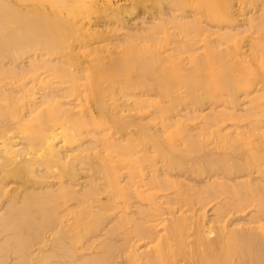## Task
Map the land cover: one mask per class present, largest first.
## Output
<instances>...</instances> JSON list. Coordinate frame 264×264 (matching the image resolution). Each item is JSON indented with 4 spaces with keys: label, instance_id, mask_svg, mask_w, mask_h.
<instances>
[{
    "label": "bare ground",
    "instance_id": "bare-ground-1",
    "mask_svg": "<svg viewBox=\"0 0 264 264\" xmlns=\"http://www.w3.org/2000/svg\"><path fill=\"white\" fill-rule=\"evenodd\" d=\"M125 4L0 0V264H264V233L211 226L233 211L257 209L245 225L264 217V137L239 124L224 134L252 119L264 130V0ZM139 5L160 18L128 34ZM187 163L200 178L238 169L249 180L158 202L152 193L182 190L171 173ZM134 199L149 209L130 212ZM182 201L199 209L172 221L166 206Z\"/></svg>",
    "mask_w": 264,
    "mask_h": 264
},
{
    "label": "rangeland",
    "instance_id": "rangeland-1",
    "mask_svg": "<svg viewBox=\"0 0 264 264\" xmlns=\"http://www.w3.org/2000/svg\"><path fill=\"white\" fill-rule=\"evenodd\" d=\"M115 1V4H117V5H126L125 3H127V5H130V3L133 1V0H114ZM129 3V4H128ZM140 6L141 5H139V7H138V11L137 10H135L136 12H133L132 14H130V15H124L125 16V23H126V27L124 28L125 30V32H127L128 34H132V32H135L136 30H142L144 27H143V24H146V26H149L151 23H152V21H153V18H160L159 17V15L155 12V11H144V8H143V6H142V9L140 8ZM139 8H140V10H139ZM261 9L262 8H260V7H258V9L257 10H259V12L261 11ZM154 12V13H153ZM153 14H156L155 16H153ZM165 14H167L168 15V17H170V11H169V9H167L166 11H165ZM127 16V17H126ZM189 18V20L191 19V17H190V15H187ZM256 16H257V18H258V16H259V14H256ZM255 16V17H256ZM206 17V18H205ZM204 17V19H205V21L207 22V23H209L210 25H212V28H213V31H215L216 29H218L219 27H223V25H219L218 26V24L219 23H215V24H212L213 22H210V18L208 17V16H205ZM207 17H208V20H207ZM102 22V25H101V29H103V30H105L106 28L104 27V25H103V22H105V21H101ZM217 24V25H216ZM216 28V29H215ZM170 33H172L173 35H174V37L171 39L172 41H175V42H177V43H181V42H188V40L189 39H184V37H182V36H178V35H176V33L177 32H175L174 30H171V32ZM260 36H256V37H254V38H259ZM194 39V38H193ZM193 39H192V41H193ZM190 41V40H189ZM190 43V42H189ZM136 44H139V42H137ZM173 47H178L179 45L178 44H175V45H172ZM201 45H199V46H197V47H200ZM223 50V49H222ZM225 50H227V49H225ZM194 53V52H193ZM203 55V52H199V53H196V55L197 56H199V55ZM188 54H186V55H183L182 57L184 58V59H188ZM187 62V61H186ZM185 62V63H186ZM25 63H27V61L25 62ZM189 67V66H188ZM261 88H264V86H262ZM135 94H137L139 97H140V100H143V99H145V98H147V97H145V96H143V91H140V90H138V91H136V92H134ZM179 93H182V91H180ZM222 100V99H221ZM223 100H224V98H223ZM218 101H220V100H218ZM248 108H250V109H248L249 111L251 110V108L253 109V107L251 106H248ZM204 110H206L204 113H205V115L206 116H209V114L211 115V109L209 110V106L207 105V106H205L204 107ZM93 112L96 114V115H98V120L100 121L101 120V117L99 116V115H101V113L97 110V109H93ZM209 113V114H208ZM253 113H255V112H253V110L252 111H250L249 112V114H251V115H253ZM208 114V115H207ZM140 116H144V113H141V114H138V117H140ZM145 116H146V113H145ZM147 117V116H146ZM142 118V117H141ZM141 118H139V119H141ZM253 120L254 119H252V120H249V122L248 121H246V122H243V123H232V122H230V123H227L226 125H225V129L227 130L228 128H230L231 126H235V124L237 125V124H239L240 126L239 127H241L242 126V128H239L240 130V133L243 135V133H244V135H252L253 136V140L255 141V143L256 144H258V143H260L261 141H263V137H264V135L262 134L263 132H264V130H262V132L261 131H254V127L252 128V126H253V124L254 123H252L253 122ZM148 121H144V123H142V124H146ZM245 123V124H244ZM231 124H233V125H231ZM252 126H251V125ZM246 126H248V127H246ZM228 127V128H227ZM224 129V130H225ZM234 129H235V127H232V129H228V131L226 132V130H225V133L224 134H230V132L232 133L233 131H234ZM243 129V130H242ZM252 129V130H251ZM224 130H223V132H224ZM215 131V130H214ZM242 131H243V133H242ZM133 132H135V130H133ZM229 132V133H228ZM253 132V133H252ZM260 132V133H259ZM251 133V134H250ZM223 134V133H222ZM226 134V135H227ZM258 135V136H257ZM262 137H261V136ZM213 137H211V138H208V139H206V146L208 145V143H209V139H210V144L212 143V141H211V139H212ZM214 139V138H213ZM180 145H181V142H180ZM86 147H87V145H85ZM182 146V145H181ZM208 149L210 148L211 150H213V151H216L215 150V140H214V144H212V146H210L209 147V145H208V147H207ZM214 148V149H213ZM180 149H183V147L182 148H180ZM209 149V152H211V150ZM205 151H206V153H208V150H204V152H201V153H199L197 156H198V158L200 159L201 157H203L204 156V153H205ZM212 151V152H213ZM241 152H237V153H235L236 155H238V154H240ZM196 156V157H197ZM197 158V159H198ZM188 163H190L189 161H187ZM199 162V163H198ZM197 163L200 165V161H198ZM186 164V166L183 168V170H182V168H179V169H181V170H179V171H172V173H171V175L173 176V181L174 182H176V183H178V184H180L181 183V186L184 188H182V190H181V187L180 186H178L177 188H175V189H173V190H170V191H168V192H155V193H152L153 195H155V196H159V197H161L160 199H158V202H163V201H168L169 199L170 200H174V199H176V196L178 197V195L179 194H182L184 191H187V190H190L191 191V189H193L192 190V192L194 193H199L203 188H204V186L207 184V183H209V182H212V181H220V182H225V183H227L228 185H231V186H235V185H237V186H241V184H242V186L243 185H245V183L249 180L248 179V175L250 174V173H247L246 174V172L244 173V171H243V173H241L238 169H236V170H233V171H226V173H228L227 175H226V173L225 172H222V170H220L219 172H217V171H213V175H212V173H210V175L208 174V175H203V177H201L200 178V176L201 175H199V177H198V175H197V173H194V175H193V169L191 168V167H189V166H191V164L193 163H191V164ZM195 163H196V161H195ZM198 164H197V167H198ZM232 164V163H231ZM232 165H234V163L232 164ZM235 165H237V164H235ZM189 167V168H188ZM196 165H195V167H194V172H195V170H196ZM187 168V169H186ZM192 169V170H191ZM178 170V169H177ZM186 170V171H185ZM224 171V170H223ZM239 172V173H238ZM252 172V177H253V179H255V178H258V176L260 177V175H257L256 174V171L255 170H252L251 171ZM215 173V174H214ZM216 173H217V175H216ZM225 173V174H224ZM192 174V175H191ZM230 174V175H229ZM216 175V176H215ZM223 177H222V176ZM219 176V177H218ZM257 176V177H256ZM208 180H210L209 182H208ZM57 183V182H56ZM244 183V184H243ZM240 184V185H239ZM186 188V189H185ZM55 189H56V187H55ZM195 189V190H194ZM178 190V191H177ZM198 190H199V192H198ZM179 192V193H178ZM194 193V194H195ZM196 195V194H195ZM180 196V195H179ZM229 197H230V195H228ZM228 196H226L225 195V197L223 196V198H221V199H219L216 203H215V205L216 204H219V203H221V204H223V205H225V204H228L229 203V200H230V198L228 199L227 197ZM225 198H227V203L226 202H223V200L225 201ZM231 198H232V196H231ZM103 201H106V197L104 196V197H102L101 198ZM222 201V202H221ZM232 200H230V202H231ZM264 201V200H263ZM184 202V203H183ZM131 203V204H130ZM129 203V205H130V208H131V210H130V212H134V213H137L138 211H139V207L141 208V210H144L145 209V211L146 210H148L149 208L147 207L148 206V203H146V202H139L137 199H134V201L132 200L131 202ZM192 204H194V203H192ZM192 204H191V206H192ZM214 204H212L211 206H209L208 208V218H207V220H209V221H211L212 220V218H214V214H213V211H216V209H218V206H215ZM222 205V206H223ZM75 206H76V202H70V203H67V204H65L64 205V207H63V209L65 210V209H67V208H69L70 210H72V211H74V212H78L79 210L77 209L76 210V208H75ZM190 203L187 205V202L186 201H182V203L180 204L179 203V205L178 204H175V205H172V206H166V209L167 208H171L172 207V209H170V212L172 211V215H171V217H172V221L173 220H177L178 218L179 219H182V217H185L186 216V218H187V216L190 218V215H191V217H192V214H193V212L195 211V210H198L199 208L198 207H194V211L190 214V213H188L189 212V210H190ZM74 208H75V210H74ZM192 209V208H191ZM255 210H256V212H257V209L255 208ZM255 210L253 209V208H251V209H248L247 211H245V212H241V213H238V212H232L229 216H228V218L226 219V221H225V223H221L220 225H218V226H216L217 225V223L215 222L214 224L212 223L211 224V226L213 225V228H216L217 230L218 229H220V230H222L221 228H224V226H228L229 228H228V231L229 232H231V231H237V233L238 232H242V233H246V234H250L249 233V231H251V235H253V234H255L256 236H261L263 233H264V217H263V219H262V221L261 222H259L258 224H253V225H245V224H247L248 222H250V221H253L254 219H253V217L255 216ZM174 211V212H173ZM192 211V210H191ZM186 212V213H185ZM197 212V211H196ZM177 213V214H176ZM185 216H184V215ZM199 214V213H198ZM175 215H176V217H175ZM111 216H112V214H111ZM178 216V217H177ZM182 216V217H181ZM252 216V217H251ZM115 216L113 215L112 216V218L113 219H116V218H114ZM181 217V218H180ZM175 218V219H174ZM112 219V220H113ZM170 219V218H169ZM185 219V218H184ZM171 220V219H170ZM196 220L197 219H195L194 218V225H195V222H196ZM232 223H233V225H232ZM239 223H240V225H239ZM70 224H72V222L70 223ZM219 224V223H218ZM223 224H225L224 226H223ZM245 225V226H244ZM256 225H257V227H256ZM111 226H113V224H111ZM111 226H109V227H111ZM223 226V227H222ZM239 226V227H238ZM255 226V227H254ZM252 228V229H251ZM253 228H255V229H253ZM216 229H214V230H216ZM239 229H240V231H239ZM256 229L258 230V231H256ZM261 229V230H260ZM263 229V230H262ZM217 230H216V233H217ZM218 231V233L220 232V234H221V231ZM244 231V232H243ZM247 231H248V233H247ZM193 232H195V230L193 231ZM262 232V233H261ZM191 233H192V231H191ZM261 233V234H260ZM119 234H121L120 232H117L116 233V235L118 236ZM193 234V233H192ZM220 234H217L218 236L220 235ZM259 234V235H258ZM218 236H216V239H217V237ZM122 237L123 236H118V241H121L122 240ZM192 241H191V240ZM189 240H188V243L190 244L191 243V245L193 244V242L195 241L196 242V236H193V237H191ZM218 240V239H217ZM214 241L216 242V240L214 239ZM194 242V243H195ZM144 242H141V243H139V245L140 246H144ZM195 245V244H194ZM196 246V245H195ZM194 246V247H195ZM196 248V247H195ZM147 249L148 248H146L145 246L141 249V252H145V251H147ZM123 258H125V257H123ZM122 258V259H123ZM118 263H121V261L120 260H118ZM183 264V263H182Z\"/></svg>",
    "mask_w": 264,
    "mask_h": 264
}]
</instances>
